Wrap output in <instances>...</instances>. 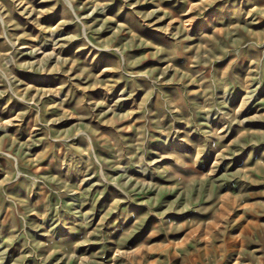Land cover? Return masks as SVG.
I'll return each mask as SVG.
<instances>
[{
  "label": "rangeland",
  "instance_id": "rangeland-1",
  "mask_svg": "<svg viewBox=\"0 0 264 264\" xmlns=\"http://www.w3.org/2000/svg\"><path fill=\"white\" fill-rule=\"evenodd\" d=\"M0 264H264V0H0Z\"/></svg>",
  "mask_w": 264,
  "mask_h": 264
}]
</instances>
